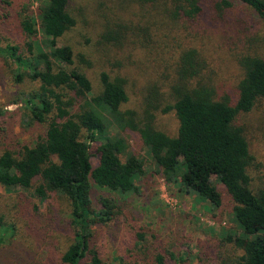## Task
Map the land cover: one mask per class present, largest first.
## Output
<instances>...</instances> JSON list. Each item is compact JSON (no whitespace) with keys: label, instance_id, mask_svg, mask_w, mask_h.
Instances as JSON below:
<instances>
[{"label":"trees","instance_id":"1","mask_svg":"<svg viewBox=\"0 0 264 264\" xmlns=\"http://www.w3.org/2000/svg\"><path fill=\"white\" fill-rule=\"evenodd\" d=\"M130 1L140 3L161 26L175 29L199 17L204 6L202 0ZM238 1L264 21V0ZM37 2L35 11L28 4L20 11L19 24L27 39L24 51L15 44L0 47V52L17 63L16 82H35L20 100L28 119L46 127L33 142L0 152V185L33 189L44 200L48 193L67 200L73 236L56 264H107L92 244V227L120 213L119 198L139 193L137 182L146 172L145 159L131 150L123 131L139 137L154 172L178 192L214 205H220L223 194L229 197L238 232L220 239L233 253L216 264H264V174L254 183L255 158L239 122L241 115L264 102V25L260 47L239 55L241 74L231 91L214 84L197 48L177 51L167 74L171 104L161 109L173 110L178 120L176 134L170 135L156 125L154 85L146 106L124 107L127 79L99 70L94 85L87 72L93 61L62 41L76 25L69 0ZM223 4L230 6L227 0ZM109 23L103 24L100 41L119 43L127 26ZM91 181L107 194L93 199ZM5 230L12 238L18 229L10 225ZM5 236L0 234V264H23ZM45 260L37 263L47 264ZM154 262L167 264L160 253Z\"/></svg>","mask_w":264,"mask_h":264},{"label":"rangeland","instance_id":"2","mask_svg":"<svg viewBox=\"0 0 264 264\" xmlns=\"http://www.w3.org/2000/svg\"><path fill=\"white\" fill-rule=\"evenodd\" d=\"M227 1L230 6L226 7L223 0H202L200 16L175 29L161 26L160 20L142 10L138 2L69 0L76 25L62 41L75 51L85 52L93 61V68L87 72L94 85L99 70L127 79L128 100L124 107L146 106L150 87L154 85L157 94L153 103L158 105L156 125L175 135L178 120L174 111L161 109L171 104L167 74L177 51L187 46L197 48L206 61L205 72L214 84L221 91H231L241 74L239 55L260 47L264 21L244 3ZM37 3V0H0L1 48L17 44L24 51L27 39L19 24L20 11L27 4L35 11ZM107 22L127 26L122 28L124 37L119 43L100 41L103 24ZM16 64L0 52V152L33 142L46 127V123L31 122L25 114L21 95L36 84L29 79L16 82L13 75ZM239 122L245 127L255 158L251 174L254 183H258V177L264 174V102L241 115ZM121 134L131 150L145 159L146 172L137 182L139 193L117 195L120 213L92 227V244L103 260L107 264H119L120 260L126 264H155L154 256L160 253L167 264H216L223 255H231V245L220 241L227 232H238L232 221L229 197L223 194L220 205H214L178 192L154 172L139 137L132 131ZM92 161L95 163L96 157ZM212 180L216 181L214 176ZM91 183L93 199L107 194L106 189ZM217 185L222 188L218 182ZM10 225L18 229L12 238L10 231L5 230ZM0 234L10 239L23 264H38L39 259L56 264L73 236L67 200L50 193L44 200L33 189H8L0 185Z\"/></svg>","mask_w":264,"mask_h":264}]
</instances>
